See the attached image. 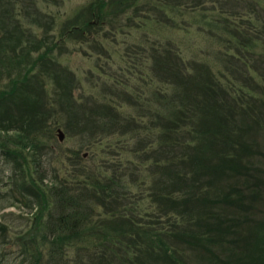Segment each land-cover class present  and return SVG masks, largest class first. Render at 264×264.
<instances>
[{
	"label": "trees",
	"instance_id": "1",
	"mask_svg": "<svg viewBox=\"0 0 264 264\" xmlns=\"http://www.w3.org/2000/svg\"><path fill=\"white\" fill-rule=\"evenodd\" d=\"M27 5L0 0V157L37 211L17 258L0 223V264H264V0L89 1L64 36L135 38L128 81L97 84ZM53 118L77 147L52 146Z\"/></svg>",
	"mask_w": 264,
	"mask_h": 264
},
{
	"label": "rangeland",
	"instance_id": "2",
	"mask_svg": "<svg viewBox=\"0 0 264 264\" xmlns=\"http://www.w3.org/2000/svg\"><path fill=\"white\" fill-rule=\"evenodd\" d=\"M31 1H33V3H37L39 6H36V9L48 17H41L40 20L37 21V14L31 13L29 15H25L24 8L21 11V16L24 20L32 22L31 26L37 28L39 37H47L49 43L51 40L58 41V45L53 48V51L56 55H58L57 58L62 62V64L69 66L72 71L77 72V74L87 83L88 79L86 78V74L97 77L100 73L107 74L105 72H108L109 74L107 77L102 75L104 80H101V83L106 80L110 81V83L117 82L114 80L118 77L121 81L124 79L126 82L128 81L131 74L123 75L126 73L127 65L129 64V57L126 54V48L135 41V38L130 35L128 27L123 26L115 32L109 34L107 37H105V30L108 31V28H103V30L98 33L100 39H104L103 41L111 50V55L108 50L96 48L93 41H84L86 38L82 37L78 33L73 36L70 33H66V36L63 35L65 20L69 18H79L80 9L84 4L91 0H18L20 5L22 7L24 5L29 11L33 10L32 7L27 5L30 4ZM144 13L148 14L150 11H144ZM48 18L50 20L53 19V22H49ZM126 22L127 17L124 15L122 17V23ZM161 31H164L163 33H165V35L167 34L166 36L169 35L170 37L180 38V36H178L180 34L175 32L174 29H172V31H165L161 29ZM136 33L141 37L143 35V32ZM161 33L150 30V36L152 38H156ZM76 35L78 36L76 37ZM181 36L185 35L181 34ZM43 47L45 48V46ZM121 57L124 59V62H122ZM139 59L140 57L135 58L137 62H140ZM96 80L97 84L98 77ZM133 81L137 82L135 79ZM101 83L98 85L99 88ZM85 86L87 87L88 84H85ZM102 88L105 87L102 86ZM57 119L58 118H53L51 120L55 134V137H53L54 139H52L51 142L52 146L63 144L66 148L77 147L79 144L78 141L70 139L68 134H66L65 139H60L58 128L61 127L64 129V127L63 124H61V121H56ZM50 147L51 146H48V149ZM26 151H28V148ZM86 151L88 152V155H90V150L86 149ZM39 152L41 154L45 153V151L40 150ZM13 173L14 170L11 163L6 162L4 158L0 157V223L10 227V234L12 236L8 237L9 243L6 247L9 251V255L17 258L19 250L17 245H15V236L21 228L25 229L27 225L31 223L37 208L26 202L25 196L29 199H32V196L27 195L28 192L22 188V184H16L17 181L21 182V179L11 178ZM258 217L263 216L258 215ZM253 232L254 233H249L252 234L251 237L258 238L261 242L251 246V248L253 249L254 254L264 258V231H261L259 234L255 233V231ZM251 248L248 250L246 256H251ZM6 256L8 257V253H6ZM17 260H21L20 257H18ZM16 264H19V262H16Z\"/></svg>",
	"mask_w": 264,
	"mask_h": 264
},
{
	"label": "water",
	"instance_id": "3",
	"mask_svg": "<svg viewBox=\"0 0 264 264\" xmlns=\"http://www.w3.org/2000/svg\"><path fill=\"white\" fill-rule=\"evenodd\" d=\"M58 134L61 140L65 139L66 133L61 127L58 128ZM85 155H87V152L85 153Z\"/></svg>",
	"mask_w": 264,
	"mask_h": 264
}]
</instances>
